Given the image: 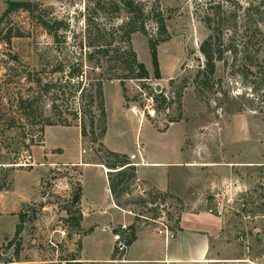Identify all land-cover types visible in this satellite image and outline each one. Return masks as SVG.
Returning <instances> with one entry per match:
<instances>
[{"label": "rangeland", "instance_id": "rangeland-1", "mask_svg": "<svg viewBox=\"0 0 264 264\" xmlns=\"http://www.w3.org/2000/svg\"><path fill=\"white\" fill-rule=\"evenodd\" d=\"M31 1L37 4L41 16H45L46 13L58 18L68 16L72 30L77 34L75 39H79L78 34L82 33L85 26L81 14L84 11V5L89 0ZM151 1L145 0L148 4ZM6 2L7 0H0V15ZM205 2L206 0H157L170 35L168 41L160 43L157 47L160 78L152 77L146 37L140 32L134 33L132 45L138 60L148 68L152 77L151 82L167 83L175 94L178 92L181 94L179 101L176 100L175 105L167 114L166 120L173 123L181 121L185 124L188 138L184 142V147H192L197 150L205 149L208 155L213 156L221 154L222 151L223 159L226 158L225 153L229 154V152L237 150L239 165H250L248 162H251L253 167H245L252 168L251 170L240 171L248 184L244 186L245 192L230 199V203L224 204L223 209L224 213L230 215L231 223L235 228V236L241 246L239 256H242L243 251L248 248L247 255L259 263L264 252V22L259 23L262 32L259 37L260 47L259 51L252 55L254 64L250 66V72L240 73V66L244 63L239 57L236 61L229 59L226 63L217 62L213 86L206 89L201 87L196 79L199 68H202L204 64L198 47L209 33L203 22V16L206 13ZM256 4L257 0H231L225 6L231 11V14H234V23L236 22L238 27H244L253 23L256 18L257 15L254 12ZM120 16L123 17V13ZM100 22L107 23L108 20L101 19ZM118 22L120 19L116 20V23ZM147 29L150 33L154 32L152 22L147 23ZM8 30H11L12 33L19 31L22 35L13 36L10 38V42L6 43L5 36ZM67 36L69 42L66 48L61 45L62 43L56 47L52 37L42 29L36 18L26 11L13 12L2 21L0 24V113L4 114V122L8 121L13 114L15 99L18 96L25 97L29 93L31 83L28 76L35 78L38 75L42 82L55 80L61 76L60 73H54L51 76H47L46 73L64 55L73 51L74 38L71 37V34ZM85 76L99 77L97 72L89 71ZM103 84L106 99V101L104 99L105 112L107 110L109 117L108 136L109 140L115 141L114 131L117 127L124 128L127 134H131L132 129L128 124L123 123L125 121L120 122L116 117L118 85L106 80H103ZM124 88L127 99L135 101L137 99L135 85L126 80ZM36 90L37 88H35ZM148 91H151V88ZM46 104V100L43 99L38 105L40 109L44 108L45 110L48 108ZM16 120L19 119L16 117ZM21 122L24 120L21 119ZM76 123L78 120L73 122V124ZM151 124L159 130L166 128L155 124V122H151ZM142 134L151 139L145 129ZM79 135L76 130L66 129L64 126L53 127L47 131L48 139L54 136L55 139L61 141L66 156L76 155L82 148L88 153V161L105 158L102 152H96L97 144L91 143L88 138H83L81 141ZM152 140L154 142V139ZM79 173L78 167L71 166H56L50 171L44 180L45 192L48 193L46 205L50 208L45 211L43 217L65 222L68 210L71 208V191L79 184ZM149 189V187L146 188L144 194ZM137 196L145 198L139 194ZM122 198V201L127 199L126 195ZM166 203L168 205L167 221L171 224L177 220L180 203L174 196L168 198ZM36 208L32 207L33 210L28 214V220L31 221H29L28 227L30 236L26 241H22L24 244L22 243L23 245L20 246L17 255L14 254L13 249L9 250L5 245L0 247L2 254H0V264L12 261L22 263V261L29 260L31 258L30 250L33 247L37 252L47 254L45 258L49 260L52 259L49 254L57 249L58 254L55 253L57 257L55 262L68 254V247L74 249L72 253H76L78 250L77 244L80 238L72 237L73 231L70 229H67L68 238L66 241L58 238L54 224L41 225L43 231L36 232L37 227L33 225L35 224L33 213L37 212ZM127 208L132 209L136 225L148 224L150 221L146 218L154 217L156 212L155 208L154 212L150 209L153 207H149L148 203L127 206ZM31 239L34 240L33 243ZM49 241L55 243L56 246L49 244ZM19 260L21 261L19 262Z\"/></svg>", "mask_w": 264, "mask_h": 264}, {"label": "crops", "instance_id": "crops-1", "mask_svg": "<svg viewBox=\"0 0 264 264\" xmlns=\"http://www.w3.org/2000/svg\"><path fill=\"white\" fill-rule=\"evenodd\" d=\"M108 82L118 85L116 117L132 129V133L127 134L124 128L117 127L115 141L109 140L106 110L103 146L126 154L136 169V178L126 197H136L140 190L149 187L176 197L180 203L176 224L172 225L173 238L164 240L152 222L135 224V240L128 246L123 261L111 264H165L166 261L175 264H231V260L249 257L248 248L242 250L243 255L239 256L241 246L230 215L224 213L223 206L230 203L234 196L245 192L244 186L248 184L240 171H249L250 168L245 167H253L251 162H248L250 165H239L237 150L225 153L226 158L223 159L222 151L213 156L208 155L205 149L184 147L188 131L183 122L171 123L159 130L150 121L136 118L127 110L119 81ZM53 127L60 126L45 127L41 142L30 147V164L13 170L8 175L10 186L0 190V247L6 246L13 237L20 214H24L19 234L21 245L30 236L28 214L35 204L40 203L44 180L50 171L56 166L78 167L81 197L77 207L81 220L75 230L80 236L76 258L81 264H110L114 232L122 224L128 226L134 223L132 209L127 208L132 205L124 207L114 202L109 190L107 168L98 160L88 161V153L82 154V148L76 155L66 156L61 141L54 136L48 139L47 131ZM66 129L79 132V127ZM143 129L151 139L142 134ZM79 138L83 141L80 135ZM8 249H13V245ZM30 251L29 260L7 264H49L56 261L55 253L58 254L56 249L49 254L52 257L49 260L45 258L47 254L37 252L35 247ZM67 251L70 254L74 249L68 247Z\"/></svg>", "mask_w": 264, "mask_h": 264}, {"label": "trees", "instance_id": "trees-1", "mask_svg": "<svg viewBox=\"0 0 264 264\" xmlns=\"http://www.w3.org/2000/svg\"><path fill=\"white\" fill-rule=\"evenodd\" d=\"M230 1L206 0L205 2L206 13L203 16V22L209 33L198 47L204 64L202 68H199L196 79L201 87L206 89L213 86L217 62L226 63L229 59L236 61L239 57L244 63L240 66V70L239 65L237 66L240 73L250 72L249 68L254 64L252 55L259 51V37L262 35L259 23L264 22V0H257L254 6L257 16L253 23L244 27H238L236 22L234 23V14H231L225 6ZM19 10L26 11L35 17L42 29L52 37L56 47L62 43L61 45L66 48L69 42L67 35L71 34L74 38L73 51L64 55L46 73L47 76L54 73H60L61 76L45 82H42L38 75L35 78L28 76L31 83L30 91L25 97L18 96L15 99L14 111L8 121L4 122V114L0 113V190L10 186L8 175L13 170L28 166L20 162L21 151L30 150L31 146L39 144L46 126L74 125L79 127L80 137L88 138L91 143L97 144L96 152L104 154L105 158H98V161L107 168L109 190L118 206L165 203L172 196L154 188L147 191L145 198L129 197L122 201V197L130 193L136 178L135 166L131 164L126 154L110 151L102 144L106 132L103 80H118L124 99L127 100L124 88L126 80L160 78L157 47L160 43L168 41L170 35L157 0H152L149 4L145 0H89L81 14L85 26L82 33L78 34L77 40L75 39L77 34L72 30L68 16L58 18L49 16L47 13L41 16L37 4L31 0H7L0 15V24L11 13ZM121 13L123 17L120 16ZM101 19H107L108 22L102 23ZM117 19H120V22L116 23ZM149 22L154 25L153 33L147 29ZM136 32L146 37L152 77L145 65L138 60L133 48L132 35ZM21 35L19 31L12 33L8 30L5 42L9 43L11 37ZM87 71L97 72L99 77H86ZM35 88H37L36 91ZM175 96L179 101L181 94L178 92ZM43 99L48 106L45 110L40 109L38 105ZM161 107H164L163 101ZM16 117L19 120H16ZM21 119L24 122H21ZM77 120L78 123L73 124ZM80 197L79 183L71 191V208L65 220L71 231L79 228L81 213L77 206ZM150 209L154 212V208ZM23 217L24 214L19 215L20 222L15 227L13 237L6 244L7 248L13 245L15 255L20 251L19 234L22 231ZM174 224H176L175 221L172 222L171 227ZM121 236L128 246L132 244L135 240V224L128 225L125 234L121 233ZM77 247L80 248V241ZM76 254L77 252L70 253L59 258L57 264L61 261H64V264H81L76 261Z\"/></svg>", "mask_w": 264, "mask_h": 264}, {"label": "built area", "instance_id": "built-area-1", "mask_svg": "<svg viewBox=\"0 0 264 264\" xmlns=\"http://www.w3.org/2000/svg\"><path fill=\"white\" fill-rule=\"evenodd\" d=\"M131 83L135 85L136 91H137V99L135 101L133 100H125L126 101V107L130 114L135 116L138 119L141 120H148L150 122H155V124L166 127V125H170L171 121L166 120L167 114L170 112V110L175 105L176 99H175V93L173 92L171 86L169 84H162L158 81H152L150 79L147 80H129ZM143 84L145 86H143ZM151 88V91H148ZM158 88V89H156ZM162 101L164 102V107H161ZM165 123V125H163ZM81 153H85V150H81ZM20 162L22 165H28L31 162V156L29 151L23 150L20 156ZM45 184H43L42 188V198L40 200V203L37 206L36 210L37 212L34 214V222L36 232H42L43 229L41 228V225H53L55 226V232L58 234V238L60 240L66 241L68 238V232L67 229H69L68 223L63 220H57L53 218L47 219L43 217V214L45 211H47L50 207L46 205L48 198V193L45 192ZM145 190H140L139 195L145 196L144 194ZM149 207L155 208V217L153 218H146L150 222L156 224V232L161 235L164 240H168L174 237V230L171 227V224L167 221V210L168 205L167 203H160L155 202L154 204L148 203ZM33 210V209H32ZM66 214V211L64 212ZM67 218V216H66ZM127 226L126 225H120L117 228V231L113 234V258L110 260V263H120L123 261L124 254L128 248V245L124 241L123 237L121 236V233L125 234ZM72 237H75V239H79V233L77 231L72 232ZM52 246H56L55 243L50 242ZM70 262H74V260H69ZM76 261H79L78 259ZM59 262V261H58ZM58 262L50 261L49 264H57ZM80 262V261H79ZM231 264H264V252L262 254L261 262H257L254 259H251L250 257L244 256L243 258L235 259L230 261ZM60 264H64V261H61ZM165 264H175L174 262H165Z\"/></svg>", "mask_w": 264, "mask_h": 264}, {"label": "water", "instance_id": "water-1", "mask_svg": "<svg viewBox=\"0 0 264 264\" xmlns=\"http://www.w3.org/2000/svg\"><path fill=\"white\" fill-rule=\"evenodd\" d=\"M156 89H158V88H156Z\"/></svg>", "mask_w": 264, "mask_h": 264}]
</instances>
